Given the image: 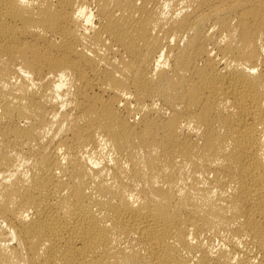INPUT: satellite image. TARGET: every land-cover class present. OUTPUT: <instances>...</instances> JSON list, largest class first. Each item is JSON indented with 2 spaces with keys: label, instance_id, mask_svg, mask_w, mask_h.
Listing matches in <instances>:
<instances>
[{
  "label": "bare ground",
  "instance_id": "bare-ground-1",
  "mask_svg": "<svg viewBox=\"0 0 264 264\" xmlns=\"http://www.w3.org/2000/svg\"><path fill=\"white\" fill-rule=\"evenodd\" d=\"M0 264H264V0H0Z\"/></svg>",
  "mask_w": 264,
  "mask_h": 264
}]
</instances>
